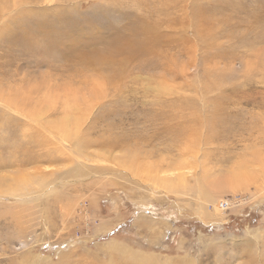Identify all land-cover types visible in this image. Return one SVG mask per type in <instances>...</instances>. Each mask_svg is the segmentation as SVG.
Segmentation results:
<instances>
[{
  "label": "rangeland",
  "instance_id": "rangeland-1",
  "mask_svg": "<svg viewBox=\"0 0 264 264\" xmlns=\"http://www.w3.org/2000/svg\"><path fill=\"white\" fill-rule=\"evenodd\" d=\"M0 264H264V0H0Z\"/></svg>",
  "mask_w": 264,
  "mask_h": 264
},
{
  "label": "bare ground",
  "instance_id": "bare-ground-1",
  "mask_svg": "<svg viewBox=\"0 0 264 264\" xmlns=\"http://www.w3.org/2000/svg\"><path fill=\"white\" fill-rule=\"evenodd\" d=\"M155 27H156V26H155ZM145 29H146V28H145ZM145 29H144V30H145ZM153 30H154V28H153ZM133 32H134V30H133ZM153 32H154V31H153ZM158 32H159V31H158ZM158 32L154 33V35L157 34ZM134 33H135V32H134ZM141 33H143V31H142ZM141 33H140V34H141ZM149 34L151 35L150 32H149ZM148 37H149V36H148ZM140 38H141V37H140ZM139 40H140V39L136 40V41H137V44H136V45H139V44H140V43L138 42ZM136 41H135V42H136ZM150 41H152V40H150ZM138 43H139V44H138ZM136 47H137V46H136ZM123 49H125V48H123ZM151 51H152V50H151ZM149 53H150V52H149ZM151 54H152V53H151ZM176 118H177V117H176ZM181 119H183V118H181ZM67 120H69V119H67ZM180 127H181V126H180ZM169 129H170V128H169ZM61 152H62V151H61ZM157 180H158V179H157ZM157 180H156V181H157ZM168 181H169V180H168Z\"/></svg>",
  "mask_w": 264,
  "mask_h": 264
}]
</instances>
